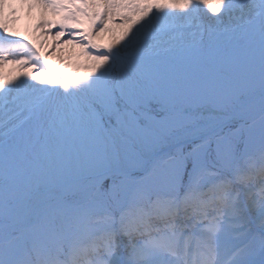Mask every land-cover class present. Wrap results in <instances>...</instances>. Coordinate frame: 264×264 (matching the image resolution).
<instances>
[{
  "label": "snow or ice",
  "instance_id": "snow-or-ice-1",
  "mask_svg": "<svg viewBox=\"0 0 264 264\" xmlns=\"http://www.w3.org/2000/svg\"><path fill=\"white\" fill-rule=\"evenodd\" d=\"M18 2L40 39L0 0V264H264V0Z\"/></svg>",
  "mask_w": 264,
  "mask_h": 264
},
{
  "label": "rangeland",
  "instance_id": "rangeland-1",
  "mask_svg": "<svg viewBox=\"0 0 264 264\" xmlns=\"http://www.w3.org/2000/svg\"><path fill=\"white\" fill-rule=\"evenodd\" d=\"M4 10H7L9 13L8 23L10 31H16L20 34L21 37H27L29 41L37 42L40 37L38 36V30L33 28V24L35 23L37 17L40 14V9L33 8L29 9L26 5L21 6L18 0H11V6L5 7ZM122 23L117 20L112 25V31L103 34L102 37L99 38L100 43L107 44L112 42L117 36L120 35L122 31ZM45 43L41 46V50H45L48 48V45L51 43L49 37L43 38ZM59 46L52 47L48 51V55L50 57L59 55L61 57L67 58L69 62H72L76 59V53L78 49L72 45H64L62 49L57 51Z\"/></svg>",
  "mask_w": 264,
  "mask_h": 264
},
{
  "label": "bare ground",
  "instance_id": "bare-ground-1",
  "mask_svg": "<svg viewBox=\"0 0 264 264\" xmlns=\"http://www.w3.org/2000/svg\"><path fill=\"white\" fill-rule=\"evenodd\" d=\"M5 11V14H6V16L9 18V13H8V11L7 10H4Z\"/></svg>",
  "mask_w": 264,
  "mask_h": 264
}]
</instances>
